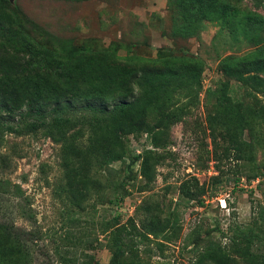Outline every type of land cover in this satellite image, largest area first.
<instances>
[{"label":"rangeland","instance_id":"374dc122","mask_svg":"<svg viewBox=\"0 0 264 264\" xmlns=\"http://www.w3.org/2000/svg\"><path fill=\"white\" fill-rule=\"evenodd\" d=\"M225 1L238 14L264 16V0ZM185 2L1 0L18 32L58 53L155 59L166 80L195 60V81L173 86L165 112L151 107L147 127L93 166L98 183L78 202L61 189V139L48 127L1 134L0 222L21 233L14 244L27 264H194L198 249L212 253L216 244L228 246L230 263L243 264L236 252L249 240L264 255V92L255 88L264 80L221 62L261 56L264 29L195 19ZM78 128L69 132L82 143ZM17 261L0 255V264Z\"/></svg>","mask_w":264,"mask_h":264},{"label":"trees","instance_id":"16d2710c","mask_svg":"<svg viewBox=\"0 0 264 264\" xmlns=\"http://www.w3.org/2000/svg\"><path fill=\"white\" fill-rule=\"evenodd\" d=\"M172 1L168 0L171 6ZM180 4L195 19L209 18L220 27L240 24L246 28L259 23L264 29V16L238 14L225 0H188ZM15 26L0 0V39L8 43L3 47L0 42V136L19 127L45 126L53 137L61 139L59 180L71 202L94 192L98 179L91 173L93 166L118 155L127 133L147 127L151 107L156 105L162 115L166 93L175 85L195 81L190 73L195 60L186 61L189 67L177 80H166L165 68L158 67L155 59L131 64L120 58L123 61L109 63L97 54L58 53L18 32ZM43 35L48 36L47 32ZM262 51L261 56L253 57L249 52L226 56L221 62L228 63L229 69L239 75L258 73L263 82L264 47ZM255 88L264 92V82ZM73 123H79L78 130L86 137L84 142L69 132ZM141 167L144 172V165ZM20 236L11 224L0 222V255H16L15 264H27L25 255H19L20 249L14 244ZM118 243L115 240L111 246L113 260ZM250 243L249 240L236 252L242 263L264 264V255L254 253L250 249L254 244ZM230 244L238 245L234 240ZM214 250L211 253L206 248L198 249L194 264H233L226 255L227 245L216 244Z\"/></svg>","mask_w":264,"mask_h":264}]
</instances>
